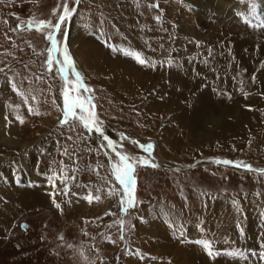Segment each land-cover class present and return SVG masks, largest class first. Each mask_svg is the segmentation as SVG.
<instances>
[{"label": "rangeland", "instance_id": "obj_1", "mask_svg": "<svg viewBox=\"0 0 264 264\" xmlns=\"http://www.w3.org/2000/svg\"><path fill=\"white\" fill-rule=\"evenodd\" d=\"M171 1L178 6L175 18L173 14L168 16L174 9L170 8ZM217 1L225 8L218 10L217 16H205L193 12L181 0H80L78 5L76 0H69V8L77 10L61 25L57 41L66 40L75 69L92 89L79 94L94 97L95 112L103 122L104 133L116 144V152L137 160L148 158L157 165L136 164L135 207L122 215L119 197L109 195L110 191H120L111 174L110 165L117 162L115 152L102 137L88 132L75 119L60 125L65 82L55 70V63L52 72L45 64L49 29L29 30L26 26L29 20L33 24L40 20L55 24L64 0H0V68L5 69L0 72V121L8 126L20 125L23 130L16 132L25 144L22 150L12 147L8 151V167L15 174L12 164L16 167L19 155H24L35 177L54 185L60 180L53 203L46 201L15 219L0 221V264H162L160 252L173 251L180 239L190 246L197 245L203 254L205 249L195 241L207 239L221 252L249 249L250 225L264 226V172L257 171L264 170V30L244 22L248 18L244 15L248 12L247 0ZM258 11L264 13V8ZM227 14L231 16L226 17ZM133 16L142 17L145 31H150L155 40L161 39L154 43L157 51L160 44L171 46V61L176 59L181 45L203 47L201 40L208 36L250 38L256 45L251 59L255 73L252 90L234 95L221 93L191 120L168 109L159 112L170 89L167 83L158 82L137 95L134 90L125 89L123 82L114 81L119 72H104L112 69L107 64V57L112 54L126 61L121 52L113 51L116 44L108 35L111 30L119 33L125 43L133 41L131 38L139 32ZM175 19V23L171 22ZM17 25H21L20 30H16ZM69 78L72 79L71 74ZM9 82H14L17 91L25 95H17ZM107 83L115 86L117 98L113 107L105 100ZM177 102L184 107L190 98L182 97ZM146 105L151 106L147 111ZM29 107L39 115L29 114ZM16 115L22 116L24 122L16 120ZM147 118L156 122L151 132L142 125ZM64 141L73 147L78 144L81 154L76 156L74 172L61 177L55 174L49 180L44 172H37L35 165L38 160L47 166L53 159L60 160L59 144ZM147 143L154 146L150 157L140 147ZM223 160L234 165L215 163ZM244 165L252 170H246ZM63 183V188H68L67 195ZM46 188L45 197L51 194ZM89 192L100 199L88 202L83 197ZM121 219L125 221L123 239ZM167 259L169 264L181 263L174 262L170 255ZM217 260L218 264H244L224 254L218 255Z\"/></svg>", "mask_w": 264, "mask_h": 264}, {"label": "bare ground", "instance_id": "obj_2", "mask_svg": "<svg viewBox=\"0 0 264 264\" xmlns=\"http://www.w3.org/2000/svg\"><path fill=\"white\" fill-rule=\"evenodd\" d=\"M181 1H183L182 3L184 5L192 9L193 12H200L205 16L212 14L215 15L218 10L225 8V6L217 0ZM247 1L249 2V0ZM170 3V8L173 7L174 9H172V11L170 9L168 12L167 7L166 12H168V16L173 14L172 17L175 18L176 15L178 16V6L177 3L172 1ZM230 16L231 14L226 15V17ZM133 18L134 22L138 26L137 30L139 31L136 33V37L131 38L133 41L125 43L119 33L114 31V33H111V30L108 36L110 40H112L111 42L116 44V49L123 48L137 51L142 54L143 58L148 63L142 65L135 59L118 52L122 54L124 58H126V61L118 59L117 56L112 57L113 54H109L111 56L107 57V64L112 69H108L106 71L104 70V72H107V74L112 73L114 70L115 73L119 72L117 73L119 75L116 74V76L113 77L114 81H119L121 84L123 82L122 85L125 89L134 90L137 95L139 93H145L143 89H150L151 86H155L158 84V82H164V84L167 83L170 86V89L165 96V100L162 101L163 104L161 105L159 112L170 110L176 115H178L177 112L180 113V115L185 114L184 120H191L195 115L202 114V111L209 107L211 99L221 93H224L225 95H234L236 92H249L252 90L255 81V73L252 68L253 62L251 59L252 50L255 49L256 45L250 40V38L247 37L238 39L239 37L237 36L236 38L234 35L226 38L219 36L208 38V36L206 40H201V42L203 41V47H195L194 45H181V47H179V51L177 50L176 52V59L171 61L170 58L168 59L171 46L166 48L162 47L160 44V51H157L154 43H160L161 39L156 38L155 40V38L152 37V33L150 31H145L146 27L142 17L133 16ZM164 20L166 21L167 17L164 18ZM171 22L175 23L176 19L171 20ZM109 26L113 27V25L110 24ZM179 26L181 29L185 28L184 24L182 23H180ZM238 28L241 29L240 27ZM115 31H117L116 28ZM83 38L84 37L81 39L83 40ZM192 49L195 50L191 52L192 54H190L189 52L192 51ZM124 83H127L128 85H125ZM114 88L115 86L112 87V85L109 83L108 88H106L104 91V94L107 95L105 100L108 101L112 107L114 104H116L115 100L117 98ZM125 92L126 91L124 90V93ZM187 96L190 98V102H187L186 106L184 107L180 106L177 100ZM124 105L126 104L124 103ZM144 108L145 111H147V109L151 108V106L146 105ZM1 119L2 118L0 117V120ZM149 119L150 118H147V120L143 119L142 125H144L145 131L147 130L148 132H151L152 130L150 129L154 128L156 122H154L155 120L152 118V120ZM108 121L111 122V119ZM71 126L72 124L68 125L67 128ZM17 129L23 130L20 125L8 126L0 121V221L4 219H15L20 214H23L24 211H30L29 208H33L36 205H41L42 203L45 204L46 201L49 203L52 202L51 200L54 197L53 195L58 193V190L55 186H59L60 183V180H57V183L54 185V182H45V180L40 176L35 177L36 173L32 170L33 167L26 162L24 155H19L20 163L17 164L16 167L12 164L13 169H16H14L16 172L15 174L20 175L22 178H18L15 174L10 173L12 168L10 169L8 167V151H10L12 147H17L22 150L23 146L25 145H22L21 139L18 136L19 133L16 132ZM70 137L73 138L72 136ZM59 149L61 153L60 160L56 161V159H53V161H51L48 166L45 164V162L38 160L37 165H35L37 172L42 171V173L44 172L47 177L52 176V179L55 174L58 176L60 175L61 177L67 173V175H69L70 172L74 170L76 156L81 154L80 146L75 144L73 147V145L71 146L70 143L68 144L66 141H64V143L62 142V145L61 143L59 144ZM102 159L100 160L101 163H103L104 160ZM97 166L98 164H95L93 170L96 171L95 168ZM97 172L100 174V170H97ZM101 182L104 185V180H101ZM45 187H47V194L51 193L47 195V197L44 196L46 191ZM63 187L64 183L62 186V189L64 190ZM229 221H233V219H230ZM257 227L258 225L255 223H252L249 227L250 238L247 241V244L250 247H248V250H245L246 252H251L253 250L259 252L264 250V247H262V245H264V226L258 227L259 230H261L259 235L261 237L260 239H258L259 236L256 235ZM184 241V239L176 241V249L170 248L173 251H166L163 249L160 252V254H162V264H169V260L167 259V256L169 255L173 261L175 260L174 262H181L180 264H218L216 255L210 257L207 253L203 254L197 250V245L190 246ZM215 249L216 245L212 243V251L214 253L217 252ZM242 250L244 251V249ZM241 261L244 264H259V262L253 258Z\"/></svg>", "mask_w": 264, "mask_h": 264}, {"label": "snow or ice", "instance_id": "obj_3", "mask_svg": "<svg viewBox=\"0 0 264 264\" xmlns=\"http://www.w3.org/2000/svg\"><path fill=\"white\" fill-rule=\"evenodd\" d=\"M80 0H76V4L78 5ZM241 3H244V0H240ZM153 7H158V5H153ZM264 8V0H249L248 12L246 15L248 18L244 20L250 27L259 28L264 30V13H259L258 10ZM76 7L69 8V0H64L63 4V11L60 13L59 18L56 20L55 24L51 21H43L40 20L38 23L33 24L32 20L27 22V28L32 30L35 28L37 31H41L43 29H49V32L46 36V40L49 41L50 47L47 49L48 58L45 61L47 70L49 72L53 71V64L56 65V71L60 74V78L64 80V88L61 91L62 102H63V119L60 120V125L64 126L70 120L75 119L79 121V123L88 131V132H95L100 137H102L103 141L106 142V146L109 149H112L117 156V162L111 163V174L114 177L115 181L120 186V191L115 193L109 192V195H116L119 197L120 205H121V212L122 215H126L128 209L135 207V198H134V179L133 174L135 171V166L139 163L141 166H152L156 167L154 163H150L148 158L143 160H137L135 157H129L126 154L121 152H116V144L112 139L109 138L108 135L104 133V129L102 127V121L99 119L95 112V104H94V97L91 95L81 96L79 93L83 90L84 93H90L92 89H90L84 82L83 77L75 69L74 61L67 49L66 40L63 43H58L57 41V34L61 31V25L68 20L73 13L76 12ZM56 14V10H53V15ZM238 15H240L238 13ZM157 19H159L157 17ZM21 25H17L16 30H20ZM66 35V34H65ZM113 51H119L123 55L131 57L135 59L140 64L148 63L142 56L141 53L131 50V49H116L113 47ZM5 69L0 68V72H4ZM69 74H71L72 79L69 78ZM40 79V78H38ZM11 83V87L14 91H17V85L14 82ZM17 95L24 96L25 93L22 91H17ZM28 95H31V91L29 90ZM27 102V101H25ZM78 110V111H77ZM29 114L39 115L38 111L34 110L33 108L29 107L28 109ZM16 120L20 123L24 122V119L20 115H16ZM135 143V142H134ZM147 156L150 157L153 149V145L151 143H147L140 146ZM218 164L224 165H234V162L223 160V161H215ZM246 170H252L250 166L244 165ZM264 172V170H257ZM51 179V177L49 178ZM68 188L65 186L64 194L67 195ZM84 199L88 200V202H92L93 199L99 200L100 196L97 195L93 197L92 193L89 192ZM55 202V201H54ZM56 207L59 208L60 205L56 204ZM121 225V238L123 239V226L125 221L121 219L119 221ZM198 245L203 246L206 253L212 257L214 255L218 256L221 254L239 258L241 260H247L249 258H253L254 260L258 261L259 264H264V250L256 252H245L243 250L231 249L228 251H212V244L207 239H201L195 241ZM264 247V245H262Z\"/></svg>", "mask_w": 264, "mask_h": 264}]
</instances>
